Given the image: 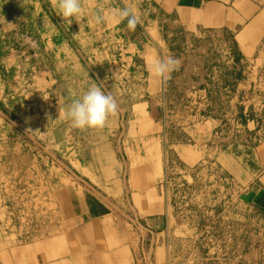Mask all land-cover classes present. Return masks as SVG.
Instances as JSON below:
<instances>
[{"label": "rangeland", "instance_id": "obj_1", "mask_svg": "<svg viewBox=\"0 0 264 264\" xmlns=\"http://www.w3.org/2000/svg\"><path fill=\"white\" fill-rule=\"evenodd\" d=\"M126 4L141 18L134 31L126 21L89 22L99 8ZM84 6L80 24L68 26L53 0H0V251L47 234L53 217L44 194L57 173L82 178L80 161L113 156L124 173L141 168L140 181L145 175L163 189L174 234L194 243L190 253L210 255L211 264H234L245 253L264 263V221L239 206L234 176L219 158L222 151L238 157L240 146L259 140L244 130L246 105L234 99L243 71L233 36L187 32L148 0ZM169 55L180 66L161 82L147 65ZM93 84L116 99L118 112L103 129H75L65 109ZM209 118L221 126L206 146L193 145L187 130ZM184 145L195 146V158L175 153Z\"/></svg>", "mask_w": 264, "mask_h": 264}, {"label": "crops", "instance_id": "obj_2", "mask_svg": "<svg viewBox=\"0 0 264 264\" xmlns=\"http://www.w3.org/2000/svg\"><path fill=\"white\" fill-rule=\"evenodd\" d=\"M148 1L187 32L226 31L233 36L243 71L233 95L246 105L244 130L259 140L253 146H240L238 157L222 151L219 158L234 176L239 206L264 221V126L259 127L264 122V0ZM221 124L209 118L194 123L187 135L193 145H205ZM193 145L175 146L174 151L181 158H195ZM78 164L85 180L59 172L45 190L49 199L45 206L53 217L47 234L1 250L0 264H211L215 260L190 253L191 237L174 234L175 210L152 179L145 175L138 179L143 169L127 168L124 173L113 156ZM126 173L130 176L124 184ZM179 244L187 250L177 251ZM234 264L264 263L245 253Z\"/></svg>", "mask_w": 264, "mask_h": 264}, {"label": "clouds", "instance_id": "obj_3", "mask_svg": "<svg viewBox=\"0 0 264 264\" xmlns=\"http://www.w3.org/2000/svg\"><path fill=\"white\" fill-rule=\"evenodd\" d=\"M53 2L64 23L68 26L74 21L80 24L81 18L85 14L84 0H53ZM106 21H126L127 28L134 31L141 23V18L134 6L126 4L120 8L112 9L109 13H105L103 8H99L89 22L102 24ZM22 39L24 43L36 47V43L31 37L23 36ZM179 66V59L169 55L151 58L147 68L151 76L161 82H166L170 79L171 73L178 70ZM117 74L118 71L114 72L113 76ZM118 109L116 99L110 93L103 91L99 85L93 84L80 98L72 100L67 105L64 115L75 129H103L109 117L114 116Z\"/></svg>", "mask_w": 264, "mask_h": 264}, {"label": "trees", "instance_id": "obj_4", "mask_svg": "<svg viewBox=\"0 0 264 264\" xmlns=\"http://www.w3.org/2000/svg\"><path fill=\"white\" fill-rule=\"evenodd\" d=\"M241 77H242V73H239V74L237 75V81H240V80H241Z\"/></svg>", "mask_w": 264, "mask_h": 264}, {"label": "built area", "instance_id": "obj_5", "mask_svg": "<svg viewBox=\"0 0 264 264\" xmlns=\"http://www.w3.org/2000/svg\"><path fill=\"white\" fill-rule=\"evenodd\" d=\"M262 126H264V122H262V125H260L261 128H262Z\"/></svg>", "mask_w": 264, "mask_h": 264}]
</instances>
